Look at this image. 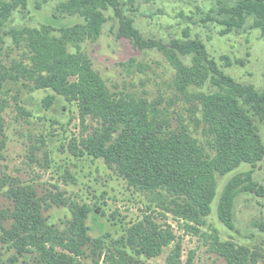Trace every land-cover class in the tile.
Wrapping results in <instances>:
<instances>
[{
  "label": "trees",
  "instance_id": "trees-1",
  "mask_svg": "<svg viewBox=\"0 0 264 264\" xmlns=\"http://www.w3.org/2000/svg\"><path fill=\"white\" fill-rule=\"evenodd\" d=\"M26 3L0 0V57L5 23L14 10L24 9ZM108 8L119 18V36L126 37L140 50L157 48L170 63L175 71V90L194 107L190 115L193 130L182 119L176 128L167 125L166 111L145 98L115 96L85 56L67 51L66 44L76 47L100 36L107 21L103 13ZM58 10L68 16L79 15L85 24L63 28L61 39L51 37L46 30L11 32L17 44L24 43L28 64L11 61L5 65L0 60V89L7 83L20 82L30 92L50 90L76 104L82 130L68 142L70 153L102 160L128 187L149 195L152 208L142 220L131 224L113 246L103 247L102 240L89 236L87 220L92 208L88 204L53 198L71 213L65 228L58 229L42 215L46 201L37 196L31 185L2 179L0 191L7 186L6 196L13 207L8 216H3L10 226L6 228L0 222V249L14 251L19 257L35 255L38 264H84V249L93 244L96 264H133L141 258H157L163 248L173 245L166 264H194L192 254L181 261V247L171 228H162L151 215L164 211L188 232L199 234L216 197L217 177L227 176L242 165L255 166L264 159V144L255 124V117L264 121V92L238 84L225 75L208 58L198 40H172L165 48L144 39L133 27V21L122 16L117 0H68L59 4ZM224 13L229 17L225 22L228 31L241 27L247 17H252L251 27L264 35V0H235ZM179 55H191L192 65L186 67ZM222 61L225 67L243 65L242 61L233 62L226 56ZM191 89L198 90L190 92ZM54 103V96L42 101L46 109ZM88 119L96 123L90 130ZM196 128L201 130L203 140L195 135ZM0 136L3 137L2 124ZM248 193L263 195L252 171L233 175L223 187L217 217L228 229L234 228L235 198ZM258 227L264 231V226ZM212 239L220 246L227 264H249L247 250L223 246L216 236ZM15 261L14 257L10 259L13 264Z\"/></svg>",
  "mask_w": 264,
  "mask_h": 264
},
{
  "label": "rangeland",
  "instance_id": "rangeland-1",
  "mask_svg": "<svg viewBox=\"0 0 264 264\" xmlns=\"http://www.w3.org/2000/svg\"><path fill=\"white\" fill-rule=\"evenodd\" d=\"M26 1L25 8L14 10L4 26L6 34L0 60L5 65L11 61L28 64L25 45L15 42L13 32L46 30L51 37L61 39L63 28L85 24L79 15L60 14L58 5L68 0ZM117 1L122 16L133 21V27L144 39L158 42L165 48L172 40H198L204 45L208 58L215 61L225 75L238 84L264 92V35L251 27L252 17H247L239 28L226 29L229 17L224 9L232 7L235 0ZM103 14L107 21L100 36L94 41L87 39L78 43L76 47L66 44L67 51L85 56L115 96L145 98L166 111L167 125L176 128L182 119L193 130L190 115L194 107L175 90V71L163 53L157 48L140 50L134 47L129 39L118 35L119 18L115 11L108 8ZM224 56L233 62L240 60L243 65L225 67ZM179 59L186 67L192 65L191 55H179ZM47 96L55 98L54 105L48 109L42 105ZM1 107L0 180L31 185L37 196L46 201L42 215L49 224L64 229L71 219L70 211L54 202L56 198L88 204L92 208L87 220L89 236L102 240L103 247H111L131 224L150 213L149 195L128 187L102 160L70 153L68 142L82 130L76 104L66 102L50 90L30 92L19 82L7 83L0 89ZM86 124L88 130L96 126L90 119ZM255 124L264 144V121L255 117ZM196 130L198 134L195 135L202 139L201 130ZM247 171H252V178L263 195L239 194L233 206L234 228L228 229L217 217L219 197L233 175ZM216 188L211 211L198 235L188 232L164 211L157 210L151 216L162 228H171L181 247L182 262L192 254L194 264H227L220 254V246L212 239L216 236L223 246L247 250L249 264H264V231L258 227L264 226V159L255 166L242 165L227 176H218ZM6 191L7 186L0 191V222L8 228L10 221L3 216L11 213L13 204ZM172 246L163 248L157 258H141L133 264H166ZM93 247L92 244L84 249L81 258L84 264H96ZM13 257L16 264H38L35 255L19 257L14 251L0 249V264H13L10 262Z\"/></svg>",
  "mask_w": 264,
  "mask_h": 264
}]
</instances>
